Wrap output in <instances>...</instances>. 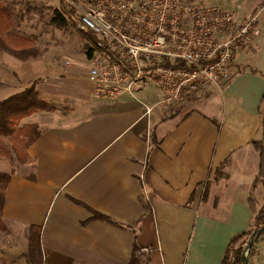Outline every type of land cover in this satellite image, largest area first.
<instances>
[{
	"label": "crops",
	"instance_id": "obj_1",
	"mask_svg": "<svg viewBox=\"0 0 264 264\" xmlns=\"http://www.w3.org/2000/svg\"><path fill=\"white\" fill-rule=\"evenodd\" d=\"M261 29L228 84L174 108L158 105L161 92L149 96L150 82L133 96L95 98L87 60L49 67L0 50V101L34 84L55 108L22 122L42 132L22 166H34L35 181L0 157V173H12L0 257L29 264L38 226L45 264H128L134 244L142 264H222L229 243L254 229L251 192L264 200L252 146L264 139V11ZM249 264H264V240Z\"/></svg>",
	"mask_w": 264,
	"mask_h": 264
},
{
	"label": "built area",
	"instance_id": "obj_2",
	"mask_svg": "<svg viewBox=\"0 0 264 264\" xmlns=\"http://www.w3.org/2000/svg\"><path fill=\"white\" fill-rule=\"evenodd\" d=\"M79 32L92 36L89 80L100 100L135 95L146 82L177 107L228 84L241 54L261 35L258 8L248 16L208 0H64ZM69 64V62H67ZM150 112V110H149ZM0 264H7L0 257Z\"/></svg>",
	"mask_w": 264,
	"mask_h": 264
},
{
	"label": "trees",
	"instance_id": "obj_3",
	"mask_svg": "<svg viewBox=\"0 0 264 264\" xmlns=\"http://www.w3.org/2000/svg\"><path fill=\"white\" fill-rule=\"evenodd\" d=\"M68 16L74 17V14L67 12ZM60 22L64 23L65 17L58 13ZM15 19L7 5L0 0V50L9 53L15 58L27 61L36 59L40 56L39 49L31 40L15 31ZM37 91L35 85L27 87L20 93H17L3 101H0V157H6L15 161L18 158L20 164L26 165L33 160L28 154V149L42 136L38 125L25 124L23 120L40 111L54 110ZM263 121L264 131V97L262 109L260 112ZM9 141V143H7ZM255 151L260 155V170L257 181H261L264 186V139L261 142L252 144ZM230 159L224 161V165H229ZM218 167V176L223 166ZM12 178V173H0V232L6 231L4 224V207L6 202L7 190ZM28 179L35 181L34 173L28 175ZM250 208L254 215V229L236 236L228 245L222 264H244L243 252L252 236L264 226V205L260 208L259 202L253 192L249 198ZM150 207V204H148ZM151 208V207H150ZM92 220H104L118 225L109 217L92 211ZM151 212H148L150 214ZM30 249L27 255L29 264H45V255L42 246V228L32 226L30 228ZM264 240V233L260 239L249 250L247 258L250 263L252 257L256 254L257 245ZM140 247L134 244L133 254L128 264H142L143 261L138 255Z\"/></svg>",
	"mask_w": 264,
	"mask_h": 264
},
{
	"label": "rangeland",
	"instance_id": "obj_4",
	"mask_svg": "<svg viewBox=\"0 0 264 264\" xmlns=\"http://www.w3.org/2000/svg\"><path fill=\"white\" fill-rule=\"evenodd\" d=\"M9 10L12 12L15 19V31L22 36L28 38L37 46L40 53V58L43 62L49 65L54 63L64 66L65 62L77 64L80 60H87L88 65L91 58V52H94L95 57H102L95 45V39L92 36L85 35L78 31L76 24L77 20L74 17L68 16L64 12V0H2ZM218 4L226 9L234 10L238 14L248 16L254 13L257 8L264 5V0H208ZM58 13L65 17V22H60ZM244 54V53H243ZM242 55V54H241ZM42 63V64H45ZM152 85V83H148ZM148 89L149 96L159 95L160 91L155 86H150ZM215 92L208 91L201 93L195 97L191 103L200 99H207L213 96ZM143 94H138L139 98H144ZM189 105V104H188ZM174 108V107H170ZM9 143V141H7ZM16 172L33 173L34 166L31 165L24 169L17 157H15ZM257 184H262L257 181ZM264 188V186H263ZM264 199V197H263ZM258 200V199H257ZM264 200H262V205Z\"/></svg>",
	"mask_w": 264,
	"mask_h": 264
},
{
	"label": "water",
	"instance_id": "obj_5",
	"mask_svg": "<svg viewBox=\"0 0 264 264\" xmlns=\"http://www.w3.org/2000/svg\"><path fill=\"white\" fill-rule=\"evenodd\" d=\"M264 233V226L260 228L257 232H255L252 236V240L248 242L244 252H243V257H244V264H249L247 255L249 250L253 247V245L260 239L261 235Z\"/></svg>",
	"mask_w": 264,
	"mask_h": 264
}]
</instances>
